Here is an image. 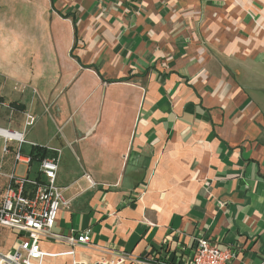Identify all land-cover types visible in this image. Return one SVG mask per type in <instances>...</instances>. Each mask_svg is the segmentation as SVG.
Wrapping results in <instances>:
<instances>
[{
  "label": "crops",
  "instance_id": "obj_1",
  "mask_svg": "<svg viewBox=\"0 0 264 264\" xmlns=\"http://www.w3.org/2000/svg\"><path fill=\"white\" fill-rule=\"evenodd\" d=\"M244 1L0 0V105L60 150L54 231L92 237L45 250L183 264L206 236L264 264V21Z\"/></svg>",
  "mask_w": 264,
  "mask_h": 264
},
{
  "label": "built area",
  "instance_id": "obj_2",
  "mask_svg": "<svg viewBox=\"0 0 264 264\" xmlns=\"http://www.w3.org/2000/svg\"><path fill=\"white\" fill-rule=\"evenodd\" d=\"M23 116L22 132L0 127L4 154H14V169L11 172H5L0 166V242L3 229L11 231L16 238L11 248L0 246V264H50L48 259L62 256H71L72 264H125L127 261L148 264V259H137L126 253L88 263L74 259V249L53 252L43 248L44 241L56 242L62 239L72 245H89L92 237L89 230L77 236L60 235L54 231L61 209L70 204L63 189L57 184L60 150L56 151L58 156L37 160L40 166L35 177L17 174L19 164L30 169L33 161L32 155L24 152V144L37 146L27 141L26 134L28 129L37 124L39 117L31 111L23 112ZM88 179L91 180V176ZM194 247L192 255L183 264H231L236 254L232 247L222 249L216 240L206 236L198 237Z\"/></svg>",
  "mask_w": 264,
  "mask_h": 264
},
{
  "label": "rangeland",
  "instance_id": "obj_3",
  "mask_svg": "<svg viewBox=\"0 0 264 264\" xmlns=\"http://www.w3.org/2000/svg\"><path fill=\"white\" fill-rule=\"evenodd\" d=\"M244 2L248 5L253 4L257 10L258 16L261 15L263 18V21H264V0H245ZM263 26H264V23H263ZM15 111L16 110H11L10 106L5 107V106L0 105V127L11 129L12 127L8 125V121L11 123L13 121L18 120L19 118L22 119L24 117V116L22 117V115H21V117H19L18 115H16ZM3 147H4V139L2 136H0V161L3 159V155H4V148ZM25 147H28V145H25ZM10 157L11 156L9 155L4 159V161H6L5 162L6 165H8V166L11 164L10 163L11 162ZM17 170L19 171V173H24L25 167L23 165L19 164V166H17ZM1 238H3V239L0 242V246H1V248L4 247V249L11 248L14 245L15 240H16L15 236H12L8 232L7 233L4 232V234H2ZM50 262L53 264H63V262H67V259L65 257H63V258H52V259H50Z\"/></svg>",
  "mask_w": 264,
  "mask_h": 264
},
{
  "label": "trees",
  "instance_id": "obj_4",
  "mask_svg": "<svg viewBox=\"0 0 264 264\" xmlns=\"http://www.w3.org/2000/svg\"><path fill=\"white\" fill-rule=\"evenodd\" d=\"M16 105H17V102L16 101H12L11 104H10V107L17 109L18 106H16ZM19 109L22 110L21 106H20ZM28 154H31L33 159H35V160H41L44 157L48 156L47 155L48 154V149L46 147H41L39 145L32 146V149L29 151Z\"/></svg>",
  "mask_w": 264,
  "mask_h": 264
}]
</instances>
